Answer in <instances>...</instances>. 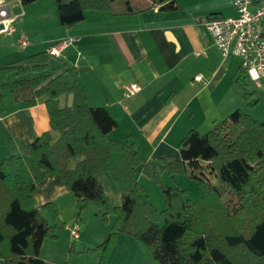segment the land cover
Listing matches in <instances>:
<instances>
[{"label": "trees", "instance_id": "1", "mask_svg": "<svg viewBox=\"0 0 264 264\" xmlns=\"http://www.w3.org/2000/svg\"><path fill=\"white\" fill-rule=\"evenodd\" d=\"M37 0H20L28 6ZM61 26L71 28L86 19V12L110 11L114 0H54ZM127 13L136 15L159 7L178 11L176 0H126ZM241 84L245 72L238 70ZM13 76L14 80L10 81ZM74 69L48 51L34 53L0 66V102L3 92L31 85L33 106L43 97L50 126L58 132L52 140L45 132L24 144L10 140L11 155L0 162V258L4 264H46L40 257L45 239L54 230L36 209L38 183L57 175L76 198L77 217L90 203L102 220L114 216L111 232L99 246L96 264H110L118 234L130 236L146 247L157 264H264V120L236 109L213 128L191 130L179 143L180 158L146 159L133 145L109 137L115 119L105 107H92L75 78ZM253 93L244 92L250 100ZM63 97L71 103L61 104ZM259 100L248 104L255 106ZM32 158L27 166L20 154ZM106 172L120 193L113 205L98 175ZM160 187L165 208L158 210L144 198L138 174ZM181 175L198 183L201 199H187V191L171 187L161 177ZM53 217L54 203L44 206ZM104 209V210H102Z\"/></svg>", "mask_w": 264, "mask_h": 264}, {"label": "crops", "instance_id": "2", "mask_svg": "<svg viewBox=\"0 0 264 264\" xmlns=\"http://www.w3.org/2000/svg\"><path fill=\"white\" fill-rule=\"evenodd\" d=\"M15 1L10 3L18 9ZM176 1L180 5L178 11L154 7L132 15L127 13L125 3L116 9L114 0L112 10H89L83 22L66 28L58 21L54 0H37L22 6V16L13 35L0 36V66L48 51L52 44L64 38L77 37L58 58L74 69L87 104L105 107L115 119L117 125L109 137L133 145L146 159L180 158L179 143L191 130L206 133L236 109H243L258 119L264 117L254 113L259 105L250 106L251 100L243 97L245 85L249 86L246 76L243 83L236 82L240 58H222L211 34L199 21L209 15L233 18L236 16L233 0ZM20 36L28 38V46L18 45ZM199 75L202 80L197 79ZM134 84L140 90L130 94L128 88ZM34 92L31 85L3 92L0 162L11 155L8 144L12 139L29 144L45 132L51 133L53 141L58 138V132L50 126L45 99L38 98L36 104L27 106ZM71 100L63 97L61 104ZM20 155L27 166L33 165L29 163L32 158ZM97 177L112 204L118 205L120 193L110 176L103 172ZM136 180L143 187L149 185L143 174L139 173ZM60 181L57 175L49 176L38 183L33 195L36 209L48 222L54 223L44 206L54 203L60 213L56 223L65 226L56 231L57 240L47 238L40 247V257L46 264L76 262L79 257L73 259L71 244L77 249L79 243L85 247L101 244L110 234L115 218L110 216L108 221H102L99 208L91 203L80 224L76 221V198ZM145 191L144 187L148 202L158 209L165 207L161 198L152 200L151 193ZM75 225L79 226L77 237L72 234ZM113 246L108 258L110 264H157L148 249L130 236L118 234ZM83 256L80 257L83 262L96 264L100 255ZM3 262L0 258V264Z\"/></svg>", "mask_w": 264, "mask_h": 264}, {"label": "built area", "instance_id": "3", "mask_svg": "<svg viewBox=\"0 0 264 264\" xmlns=\"http://www.w3.org/2000/svg\"><path fill=\"white\" fill-rule=\"evenodd\" d=\"M16 0L20 13L12 6L10 0H0V36H10L17 31V23L22 16V5ZM236 16L223 17L209 15L202 18V23L211 34L214 46L221 52L222 58L237 57L241 60V69L246 76H250L260 86V79L264 77V0H233L232 5ZM28 38L20 36L17 43L20 47L29 45ZM77 37L70 36L57 41L48 48V53L59 57L61 52L72 46ZM202 80V76L197 77ZM130 94L139 91L137 85H131ZM79 226L72 230L78 236Z\"/></svg>", "mask_w": 264, "mask_h": 264}, {"label": "rangeland", "instance_id": "4", "mask_svg": "<svg viewBox=\"0 0 264 264\" xmlns=\"http://www.w3.org/2000/svg\"><path fill=\"white\" fill-rule=\"evenodd\" d=\"M125 1L126 0H115V2H114V6H115V8L116 9H119V8H121V7H123L124 6V3H125ZM54 3V2H53ZM246 78H247V80H248V83L247 84H249V86L248 85H245V86H247V87H245L246 88V91L248 92V94L249 93H253V92H255L254 94H252V95H250L251 96V101H255V100H257L258 98H260V101H259V103L257 104V105H255L256 106V108H257V106L259 105V107L257 108V109H255L254 111V113H256V115H258V116H262V117H264V77H262L261 79H260V83L259 84H261V86L260 87H258L256 84H254L255 82L251 79V77L250 76H246ZM254 99V100H253ZM247 100V99H246ZM250 100H248V101H250ZM250 101V102H251ZM250 106H252V105H250ZM255 106H253V107H255ZM241 110H243V109H241ZM245 111V110H244ZM247 112V111H246ZM249 114H251V113H249ZM252 115V114H251ZM261 117V118H262ZM263 119V118H262ZM262 119H260V120H262ZM264 120V119H263ZM262 120V121H263ZM29 163L30 164H32L33 162H32V160H29ZM31 166V165H30ZM168 185H170L171 187H180L181 189H184L185 191H187V199H190V200H192V201H196V200H198L199 198L201 199V197H202V195H203V190H201V187L198 185V183L196 182V181H194V180H192V179H190V178H186V176H181V175H178V176H176V177H174L175 178V180H172L171 178H169V176L167 175V174H162V177H161ZM148 181H149V185H144V187H145V189H146V191L145 192H149V194L151 193V198H152V200H157L158 198H161V200H163L164 201V198H163V196H162V192H160L161 190H160V187L158 186V184L153 180V179H149L148 178ZM141 185V184H140ZM142 186V185H141ZM143 187V186H142ZM143 187V188H144ZM117 191V190H116ZM115 193V192H114ZM117 193V192H116ZM111 194V196H112V198H113V200H115V197H114V195L112 194V193H110ZM144 198H146V197H144ZM112 203V202H111ZM120 203H121V201H118V205H120ZM91 204V203H90ZM94 204V203H93ZM95 205V204H94ZM114 205V204H113ZM96 206V205H95ZM116 206V205H115ZM157 208V207H156ZM165 207H163L162 209H164ZM86 209H87V206H86ZM86 209L82 212V216H83V214H84V212L86 211ZM158 209V208H157ZM162 209H158V210H162ZM102 210H104V209H102ZM44 211L45 212H47V213H49L50 214V216L52 217V219H53V224H51L50 222H49V224L50 225H52V226H55V230H54V233H55V235H57V233H56V231L57 230H63L64 228H65V226H64V224H62V223H56V221L58 220V217H59V215L55 218V217H53L52 216V214L48 211V210H45L44 209ZM41 212V211H40ZM42 213V212H41ZM43 214V213H42ZM60 214V213H59ZM43 216H44V214H43ZM81 216V219L80 220H78V221H80V224H81V220H82V217ZM45 218H46V216H44ZM76 217H77V209H76ZM110 217V216H109ZM46 220H47V222H48V219L46 218ZM101 220H102V217H101ZM102 221H104V220H102ZM104 222H106V221H104ZM59 238V236L57 235V238H55V239H52V240H57ZM49 239V238H48ZM79 243V242H78ZM100 244H98V245H95V246H93V247H89V246H86L85 247V245L82 243V244H78V249L75 247V244H71V247H70V254L72 255V257H73V259H77V257H79V259H77L76 260V262H73L72 264H87L86 262H83L81 259L82 258H80V257H82L83 255V257H91V256H93L94 254H96L95 252H90V251H88V249H93V248H95V247H97V246H99ZM49 264H53V263H49ZM64 264H68L67 262L66 263H64Z\"/></svg>", "mask_w": 264, "mask_h": 264}, {"label": "water", "instance_id": "5", "mask_svg": "<svg viewBox=\"0 0 264 264\" xmlns=\"http://www.w3.org/2000/svg\"><path fill=\"white\" fill-rule=\"evenodd\" d=\"M16 12L17 13H20L21 12V9L20 8L16 9Z\"/></svg>", "mask_w": 264, "mask_h": 264}]
</instances>
